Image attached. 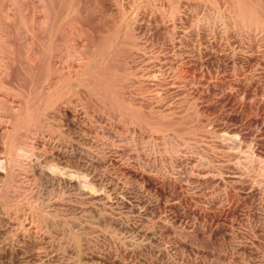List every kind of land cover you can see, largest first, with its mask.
I'll return each instance as SVG.
<instances>
[{
  "label": "rangeland",
  "instance_id": "1",
  "mask_svg": "<svg viewBox=\"0 0 264 264\" xmlns=\"http://www.w3.org/2000/svg\"><path fill=\"white\" fill-rule=\"evenodd\" d=\"M0 264H264V0H0Z\"/></svg>",
  "mask_w": 264,
  "mask_h": 264
}]
</instances>
